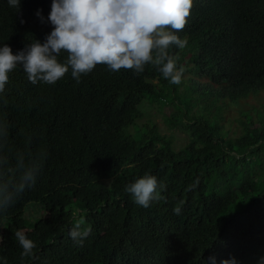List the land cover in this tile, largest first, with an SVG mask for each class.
<instances>
[{
	"label": "trees",
	"instance_id": "obj_1",
	"mask_svg": "<svg viewBox=\"0 0 264 264\" xmlns=\"http://www.w3.org/2000/svg\"><path fill=\"white\" fill-rule=\"evenodd\" d=\"M51 4L20 0L18 11L0 0V46L15 54L43 43ZM175 34L187 41L168 49L183 70L178 85L151 64L140 74L97 65L80 83L71 70L35 85L21 65L9 73L0 93V200L8 201L0 264H212L213 256L256 264L264 256V110L255 108L258 120L241 110L234 137L222 110L264 90V0H193ZM144 99L174 106L166 123L188 127L183 147L156 123L138 124ZM28 169L35 183L18 193ZM145 173L165 186L148 208L125 191ZM30 201L47 212L34 222L20 217ZM81 217L91 229L83 246L69 234ZM17 230L34 241L33 256L21 255Z\"/></svg>",
	"mask_w": 264,
	"mask_h": 264
},
{
	"label": "clouds",
	"instance_id": "obj_2",
	"mask_svg": "<svg viewBox=\"0 0 264 264\" xmlns=\"http://www.w3.org/2000/svg\"><path fill=\"white\" fill-rule=\"evenodd\" d=\"M9 6L20 9V0H8ZM193 0H52L48 20L53 26L43 43L35 39L13 53L8 44L0 46V93L9 80V73L17 65L23 67L32 84H55L71 70V76L80 83L81 76L91 73L97 65H106L112 72L134 70L137 74L151 64L171 84H180L182 69L168 49H180L187 41L175 33L183 31L191 14ZM37 15H40L38 12ZM23 22V21H21ZM67 57L61 62V53ZM35 170L28 169L17 186V192L34 185ZM154 175L145 173L128 184L125 191L143 208L162 197ZM8 201L0 200V208ZM173 211L178 215L180 207ZM83 217L75 220L70 237L79 246L90 235ZM22 247V256H33L35 243L23 231L14 233ZM215 264V257H210ZM221 264H236L235 258ZM256 264H264V256Z\"/></svg>",
	"mask_w": 264,
	"mask_h": 264
},
{
	"label": "rangeland",
	"instance_id": "obj_3",
	"mask_svg": "<svg viewBox=\"0 0 264 264\" xmlns=\"http://www.w3.org/2000/svg\"><path fill=\"white\" fill-rule=\"evenodd\" d=\"M207 89L203 92L209 93L210 90ZM203 92H199L201 96H205ZM210 101V99H208ZM140 110L142 116L137 120L138 124L142 126L145 123H156L158 129L162 133H166L173 142L175 149L183 147L190 138L187 126H176L171 128L166 123V117L170 116L175 108L173 105L168 103H159L157 101L150 102L148 99H144L140 105ZM212 108V105H209ZM255 108L264 110V90L256 95L248 97L246 101L238 100L233 103L230 102L228 106L227 103L224 105L222 110L224 111L225 121L224 129L227 131L228 136H238L242 132V124L239 118L244 117L241 110H247L253 114V118L258 120L259 117L254 111ZM127 131L132 135L138 137L139 133L135 132L134 127L131 125L127 128ZM46 210L42 207V204L38 201H30L26 204L24 212L20 214V217L26 220L34 222L36 219L45 215ZM99 216V215H98ZM24 231H30L28 227H21ZM3 224L0 225V242L2 237Z\"/></svg>",
	"mask_w": 264,
	"mask_h": 264
}]
</instances>
